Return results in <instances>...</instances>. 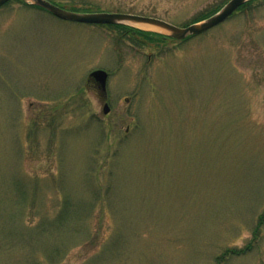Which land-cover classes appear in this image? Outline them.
I'll return each mask as SVG.
<instances>
[{
	"label": "rangeland",
	"instance_id": "rangeland-1",
	"mask_svg": "<svg viewBox=\"0 0 264 264\" xmlns=\"http://www.w3.org/2000/svg\"><path fill=\"white\" fill-rule=\"evenodd\" d=\"M52 1L186 27L229 0ZM124 25L0 9V264H264V0L182 42Z\"/></svg>",
	"mask_w": 264,
	"mask_h": 264
},
{
	"label": "water",
	"instance_id": "water-1",
	"mask_svg": "<svg viewBox=\"0 0 264 264\" xmlns=\"http://www.w3.org/2000/svg\"><path fill=\"white\" fill-rule=\"evenodd\" d=\"M11 0H0V7ZM25 2L38 6L57 18L65 21H71L81 24H98V25H117L125 23H142L148 24L169 33L173 39L184 40L191 36L200 35L211 28L226 21L240 6L249 0H231L218 13L199 23L192 24L188 27L181 28L163 20L151 17H144L132 14L118 13H79L62 9L47 0H24ZM95 80L99 85L100 90L105 95L108 73L104 70H96L90 74L89 80ZM110 111L109 106H104V114Z\"/></svg>",
	"mask_w": 264,
	"mask_h": 264
},
{
	"label": "flooded vegetation",
	"instance_id": "flooded-vegetation-1",
	"mask_svg": "<svg viewBox=\"0 0 264 264\" xmlns=\"http://www.w3.org/2000/svg\"><path fill=\"white\" fill-rule=\"evenodd\" d=\"M13 1H16V0H13ZM13 1H11V2H13ZM17 1H20V0H17ZM229 1H230V0H229ZM11 2H9L8 4H10ZM8 4H7V5H8ZM247 4H248V3H245L244 5L240 6V7L237 9V12H236L235 14H233V15H236L237 13H239L242 9H244V8L247 6ZM5 6H6V5H5ZM5 6H4V7H5ZM1 9H2V8H1ZM109 12H110V11H109ZM117 12H118V11H117ZM233 15H232V16H233ZM232 16H231V17H232ZM122 31H123V30H122ZM132 33H133L134 35H136V34H140V33L136 32V31H133ZM89 83L98 89V91L100 92V94H101L102 97L104 96V98H106L105 95L103 94V92L100 90L99 85L97 84L96 81H94V80H90ZM105 103H106V102H105Z\"/></svg>",
	"mask_w": 264,
	"mask_h": 264
},
{
	"label": "trees",
	"instance_id": "trees-1",
	"mask_svg": "<svg viewBox=\"0 0 264 264\" xmlns=\"http://www.w3.org/2000/svg\"><path fill=\"white\" fill-rule=\"evenodd\" d=\"M71 10H73V11H80V10H76V9H71ZM200 20H202V19H200ZM197 21H199V20H197ZM196 21V22H197ZM115 28H119V29H122V30H125V27H123L122 28V26H117V27H115ZM141 34H146V33H141ZM259 227L264 223V214L263 215H261V217H260V219H259ZM250 249V248H249Z\"/></svg>",
	"mask_w": 264,
	"mask_h": 264
},
{
	"label": "bare ground",
	"instance_id": "bare-ground-1",
	"mask_svg": "<svg viewBox=\"0 0 264 264\" xmlns=\"http://www.w3.org/2000/svg\"><path fill=\"white\" fill-rule=\"evenodd\" d=\"M137 25H140L143 28H147L150 30H158V27L152 26V25H148V24H142V23H136Z\"/></svg>",
	"mask_w": 264,
	"mask_h": 264
}]
</instances>
